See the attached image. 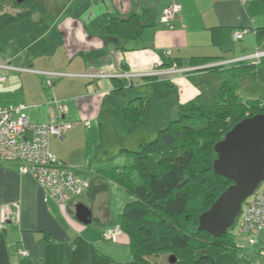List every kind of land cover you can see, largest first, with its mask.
Instances as JSON below:
<instances>
[{
  "label": "crops",
  "instance_id": "0c3cea01",
  "mask_svg": "<svg viewBox=\"0 0 264 264\" xmlns=\"http://www.w3.org/2000/svg\"><path fill=\"white\" fill-rule=\"evenodd\" d=\"M172 3L181 4L182 12L164 21L162 11ZM260 13L259 0L246 4L241 0H47L44 10L1 28L0 64L13 68H0V76L5 77L0 83V105H26L23 114L33 123L72 122L63 139L50 138L52 152L78 175L107 182V187L95 197L87 192L69 204H58L44 199L35 177L22 172L19 164L0 162V264L131 261L125 232L117 242L103 237L107 228L121 223L125 206L134 200L106 173L134 164L132 152L156 139L178 116L180 106L203 92L205 73L177 72L131 81L111 75L167 69L175 57L182 58L181 69H187L200 67L191 66L193 57L236 60L263 51L264 41L258 43L255 33L264 26ZM132 16L145 25L140 37L123 38L108 31L112 20ZM243 28L251 31L236 40L235 32ZM243 40L250 45L238 54L233 44ZM251 44L256 50L251 51ZM130 104L143 111L135 122L123 112ZM174 112H178L175 117ZM27 136L31 137L30 131ZM79 203L91 210V223L77 219ZM245 238L239 243L245 244ZM245 245L251 264H264L259 256L264 228L258 245Z\"/></svg>",
  "mask_w": 264,
  "mask_h": 264
},
{
  "label": "trees",
  "instance_id": "16d2710c",
  "mask_svg": "<svg viewBox=\"0 0 264 264\" xmlns=\"http://www.w3.org/2000/svg\"><path fill=\"white\" fill-rule=\"evenodd\" d=\"M3 1L0 29L36 10H44L41 0H25L17 3L19 12L10 13L5 11ZM262 3L264 6V0ZM144 28L145 25L132 16L126 20H112L108 31L136 39ZM255 33L258 43H262L264 26L256 28ZM244 57L236 60L193 57L191 66L215 65L188 74L196 75L203 70L221 73L218 102L210 105L194 99L182 104L178 116L169 121L156 139L132 152L133 165L106 173L134 197L125 206L119 224L130 241L132 260L126 264H158L151 258L159 256L160 252H172L176 257L175 262L171 263L168 258L164 264H251L245 254L247 246L243 243L244 248H240L232 232L239 218L235 226L221 236L197 229L199 215L232 183L213 170L217 158L215 144L238 122L264 113V106L257 100L246 101L238 92L240 76L264 65V57L259 60ZM166 65L181 69L183 59L175 57ZM123 112L132 122L143 114L131 104ZM106 187L107 182L91 180L88 192L95 197ZM237 235L246 237L250 246V236L238 232ZM258 240L259 237L252 247L258 245ZM263 250L264 246H260V258Z\"/></svg>",
  "mask_w": 264,
  "mask_h": 264
},
{
  "label": "built area",
  "instance_id": "2783aa9c",
  "mask_svg": "<svg viewBox=\"0 0 264 264\" xmlns=\"http://www.w3.org/2000/svg\"><path fill=\"white\" fill-rule=\"evenodd\" d=\"M252 0H241L243 4ZM183 6L179 3H172L164 8L162 19L171 21L176 19L182 12ZM250 28H243L235 32V39L241 40ZM170 51H168V54ZM264 57L263 51H256L253 55L245 56L243 59H257ZM227 62V61H226ZM224 63V62H221ZM215 64L205 66L178 69L176 67L160 68L154 70L133 72L125 71L111 76L136 79L166 77L177 72H193ZM0 68L9 70L13 68L10 64H0ZM56 75L60 73H55ZM5 77L0 76V83ZM51 83V82H50ZM61 103V102H59ZM60 104V109H66ZM27 106L24 104L4 107L0 105V162H13L20 166V170L32 174L44 192V199H53L58 204H69L74 198L87 193L91 187L90 178L78 175L75 168L66 165L60 160L50 148L52 136L63 139L69 129L73 127L72 122H60L50 124L33 123L23 114ZM86 125H90L86 122ZM31 132V137L27 136ZM3 225H0V229ZM264 228V182L260 184L254 194L247 199L243 211L236 225L239 235L250 236L249 245L252 246ZM123 233L119 224L107 228L103 237L112 242H117ZM240 248L244 244L240 243ZM264 259V250L261 251V259ZM256 264H261L258 261Z\"/></svg>",
  "mask_w": 264,
  "mask_h": 264
},
{
  "label": "water",
  "instance_id": "95a60500",
  "mask_svg": "<svg viewBox=\"0 0 264 264\" xmlns=\"http://www.w3.org/2000/svg\"><path fill=\"white\" fill-rule=\"evenodd\" d=\"M214 149V172L232 183L199 215L197 229L217 237L235 226L245 202L264 181V113L235 124ZM75 211L80 222H92V212L83 203L77 204ZM169 261L175 262L176 257L171 255Z\"/></svg>",
  "mask_w": 264,
  "mask_h": 264
},
{
  "label": "rangeland",
  "instance_id": "374dc122",
  "mask_svg": "<svg viewBox=\"0 0 264 264\" xmlns=\"http://www.w3.org/2000/svg\"><path fill=\"white\" fill-rule=\"evenodd\" d=\"M41 1L46 2L47 0H41ZM17 3H18L17 0H4L3 4H4V8L6 7L5 11H8L10 13L19 12L18 11L19 9H16ZM24 7H28V6H24ZM259 8L261 9V13L259 14V16L261 15L263 17V20H264V11L262 13V10H264V7L262 5V0H259ZM247 45H250V44L247 41L245 42V40H243L242 42L237 41V42H235V44H233L232 49H238L237 53L241 54V51L239 49H243ZM228 47H230V45ZM250 47H252L251 51L256 50V48H254L255 47L254 44H251ZM227 52H229V51H227ZM196 53H197V51L195 53L193 52V55L194 56L197 55ZM218 55H226V54H218ZM222 57L226 58V56H222ZM221 59H223V58H221ZM220 62H223V61H220ZM248 62H250V61H248ZM216 63H218V62H216ZM200 72L202 74L205 73L201 77L203 79L204 88H203V92L197 97V101L202 102L204 104H210V105L215 104L219 100L218 88H219L221 81H222L221 73L220 72H211L208 70L207 71L203 70ZM134 79H132V80H134ZM238 92L244 100H246V101L257 100L262 106H264V65L257 66L255 68V70H250V72L248 71V72H246L240 76ZM177 113L178 112H174L173 117H175ZM82 200L89 204L87 198H82ZM232 232L235 235V239L237 241L241 240L240 238H242V237L237 235L236 228H234V230H232ZM243 238H245V237H243ZM245 239L247 240V238H245ZM245 244H248V242H246ZM171 255H173L172 252H160L159 256H156V257L153 256L151 259L154 262H157L158 264H164L165 262H167L168 258Z\"/></svg>",
  "mask_w": 264,
  "mask_h": 264
},
{
  "label": "flooded vegetation",
  "instance_id": "af4514ba",
  "mask_svg": "<svg viewBox=\"0 0 264 264\" xmlns=\"http://www.w3.org/2000/svg\"><path fill=\"white\" fill-rule=\"evenodd\" d=\"M23 1H25V0H22L21 2H23ZM17 2H18V3H21V2H19V0H17Z\"/></svg>",
  "mask_w": 264,
  "mask_h": 264
}]
</instances>
